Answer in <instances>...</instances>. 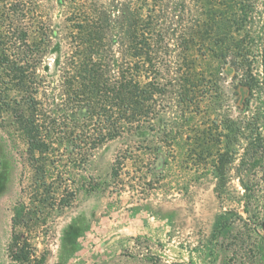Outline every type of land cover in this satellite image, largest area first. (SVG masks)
I'll list each match as a JSON object with an SVG mask.
<instances>
[{
  "label": "rangeland",
  "instance_id": "374dc122",
  "mask_svg": "<svg viewBox=\"0 0 264 264\" xmlns=\"http://www.w3.org/2000/svg\"><path fill=\"white\" fill-rule=\"evenodd\" d=\"M209 3L205 17L230 10L246 20L229 38L219 25L210 40L219 52L195 51L189 73H164L169 105L152 126L97 145L87 139L85 150L55 54L47 56L53 88L39 96L54 102L55 150L32 153L13 106L0 117V264L11 263L21 203L44 207L43 217L16 227L46 252L43 264H254L249 246L233 252L221 238L225 223L245 216L239 167L249 143L264 138V0H220L214 11ZM38 9L60 32L73 8L39 0Z\"/></svg>",
  "mask_w": 264,
  "mask_h": 264
},
{
  "label": "trees",
  "instance_id": "16d2710c",
  "mask_svg": "<svg viewBox=\"0 0 264 264\" xmlns=\"http://www.w3.org/2000/svg\"><path fill=\"white\" fill-rule=\"evenodd\" d=\"M38 1L0 0V117L13 106L30 150L42 154L55 150L59 132L57 117L47 106L54 102L39 96L53 88L48 55L55 54L56 73L80 122V150H85L87 139L97 145L152 126L169 105L170 81L164 73H189L193 67L187 60L195 51L219 52L210 41L219 25L224 26L223 38H229L234 26L246 20L230 10L214 11L220 0H64L73 9L67 25L56 32L40 14ZM224 1L228 7L233 0ZM208 2L214 12L205 17L202 8ZM246 66L244 72L251 73L250 63ZM263 141L255 138L244 151L239 174L245 216L225 223L221 238L233 252L249 246L254 264H264ZM33 195L31 202L37 189ZM43 213L40 205L15 206L10 264L44 263L46 252H37L33 237L16 232L18 225ZM237 219L243 231L234 225Z\"/></svg>",
  "mask_w": 264,
  "mask_h": 264
}]
</instances>
